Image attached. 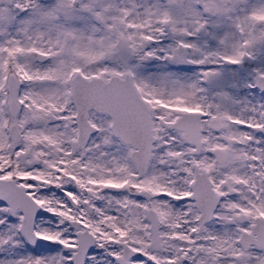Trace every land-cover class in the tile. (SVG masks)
<instances>
[{"label": "snow or ice", "instance_id": "snow-or-ice-1", "mask_svg": "<svg viewBox=\"0 0 264 264\" xmlns=\"http://www.w3.org/2000/svg\"><path fill=\"white\" fill-rule=\"evenodd\" d=\"M0 264H264V0H0Z\"/></svg>", "mask_w": 264, "mask_h": 264}]
</instances>
